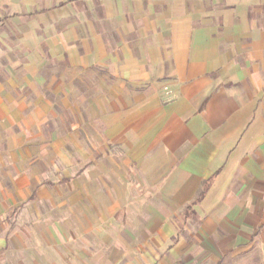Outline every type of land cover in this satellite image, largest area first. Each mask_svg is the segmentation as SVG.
Masks as SVG:
<instances>
[{
  "label": "crops",
  "instance_id": "crops-1",
  "mask_svg": "<svg viewBox=\"0 0 264 264\" xmlns=\"http://www.w3.org/2000/svg\"><path fill=\"white\" fill-rule=\"evenodd\" d=\"M0 264H264V0H0Z\"/></svg>",
  "mask_w": 264,
  "mask_h": 264
},
{
  "label": "built area",
  "instance_id": "built-area-1",
  "mask_svg": "<svg viewBox=\"0 0 264 264\" xmlns=\"http://www.w3.org/2000/svg\"><path fill=\"white\" fill-rule=\"evenodd\" d=\"M166 93H167L169 96H170V94H171V93H170V90H166Z\"/></svg>",
  "mask_w": 264,
  "mask_h": 264
}]
</instances>
